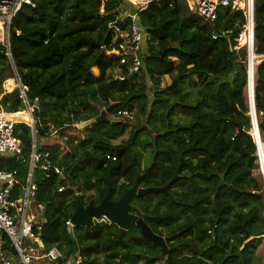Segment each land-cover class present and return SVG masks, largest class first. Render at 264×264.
<instances>
[{"label":"trees","instance_id":"trees-1","mask_svg":"<svg viewBox=\"0 0 264 264\" xmlns=\"http://www.w3.org/2000/svg\"><path fill=\"white\" fill-rule=\"evenodd\" d=\"M34 2L36 8L25 6L12 20L9 49L0 45V93L17 71L32 102L38 99L37 138L65 139V148L59 143L40 148L50 151L64 171L62 180L36 174L37 202L45 206L48 218L42 236L46 246L67 245V256L79 249L85 264H264L259 252L264 245V182L253 174L260 164L256 133H250L255 118L249 116L245 95L247 52L231 49L246 25L243 12L223 8L213 29L191 17V11L184 12L180 2L177 8L165 0L151 4L140 15L150 37L145 69L140 76L116 81L110 72L118 59L107 57L102 48L111 47V24L122 13L123 0ZM255 24L256 54L264 55V0H256ZM214 31L230 35L213 41ZM166 76L172 82L162 87ZM12 85V80L6 83L7 88ZM254 88L264 145V60L250 86V99ZM1 105L11 114L24 108L19 97L9 94ZM107 109L109 116L119 110L138 112L146 122L120 144L116 142L129 123L100 122L83 131L74 126ZM19 116L26 120L25 113ZM15 135L28 160L31 128L17 125ZM145 150L152 161L143 167ZM108 155L116 160L108 161ZM0 169L17 170L24 180L28 163L1 157ZM175 177L168 194L132 200L140 210L134 213L143 215L152 231L166 240L167 250L145 240L136 225L120 240L114 223L73 230L66 224L77 209V191L83 205L97 206L109 181L111 200L118 201L136 183L162 188ZM60 186H65L63 193L58 192ZM70 234L72 246L66 242Z\"/></svg>","mask_w":264,"mask_h":264},{"label":"built area","instance_id":"built-area-1","mask_svg":"<svg viewBox=\"0 0 264 264\" xmlns=\"http://www.w3.org/2000/svg\"><path fill=\"white\" fill-rule=\"evenodd\" d=\"M105 1V0H102ZM160 0H123L128 10L116 16L111 24L114 30V38L111 47H103L102 50L109 58H117L118 65L111 70L114 80L124 81L127 76H140L145 69L144 57L147 53L150 41L148 30L141 23V13L148 7ZM190 11L198 13L199 17L211 26L215 25L219 11L223 8H232L243 12L246 25L239 34V44L231 49L240 53L242 50L247 52V71L248 77L255 76L257 72L256 64L252 63V58H261L264 55L256 54V0H187ZM131 5L134 6V11ZM28 6L36 8L34 0H0V45L9 49L10 47V27L16 15ZM123 20L121 27L118 23ZM20 35V32H17ZM230 35V31H216L212 34L213 41L222 36ZM46 43H48L46 41ZM7 56L11 58L8 52ZM13 87L19 93V99L26 109V120L18 118L11 120L1 106L4 96L11 94L14 90H9L4 85V91L0 93V158L17 157L24 158V146L22 140L15 135V127L20 124H27L31 128L33 139L32 149L29 159L25 157L22 163H28V171L24 178H19L17 170L0 169V264H85L86 257L80 250L68 257L64 262V254L58 246L48 247L44 243L42 236L44 228L48 223L46 208L37 202L39 186L36 179L37 172H41L47 179L54 176L58 180L64 178V171L52 160V153L48 150L41 151L37 144L36 119L34 117L37 109L38 99L32 102L29 87L23 83L21 77L15 71ZM249 85V83H248ZM248 86V96H249ZM255 89V88H254ZM250 101V98H249ZM124 123L132 122L133 112L129 110H119L112 115ZM79 124H75L78 127ZM57 130H55V134ZM53 134V135H55ZM108 161H115L116 158L107 156ZM264 182V181H263ZM65 191V186H60L59 193ZM81 192L75 193L76 199H80ZM81 200V199H80ZM88 205V204H87ZM85 205V206H87ZM93 223H111L106 217L93 218ZM70 230L75 227L71 219L66 223Z\"/></svg>","mask_w":264,"mask_h":264},{"label":"water","instance_id":"water-1","mask_svg":"<svg viewBox=\"0 0 264 264\" xmlns=\"http://www.w3.org/2000/svg\"><path fill=\"white\" fill-rule=\"evenodd\" d=\"M168 3H173L177 8L179 5L180 0H165ZM133 10L135 9L133 5H131ZM191 17H199L198 13L191 12ZM123 24V20L118 23V27H121ZM215 27L213 26V29ZM253 76L249 77V87L254 86L253 83ZM11 98H17L19 96L18 91H14L13 93L9 94ZM250 107V115L255 118V121L252 122L253 129L252 131L256 132V136H253L254 142L257 145L258 149V157H259V164L260 170L262 172V177L264 180V145L261 139V133L258 125V116L255 104V89H253V97L249 101ZM110 109L104 110L101 112L100 116L95 119L82 122L79 124L80 130H85L96 123L100 122H109L107 120V115L109 114ZM249 115V116H250ZM114 124V123H113ZM243 130V127L239 128ZM263 145V147H262ZM14 160H17V157H13ZM25 157L20 158V162H22ZM24 164V163H23ZM177 181L175 177L169 184L162 188H140L139 183H136L128 192H126L118 201L111 200V193H112V184L109 181V187L107 189L106 195L103 200L97 206L92 204H88L87 206L83 205L80 199H76L77 202V209L71 218V222L74 227H88L91 228L94 226L93 218H102L106 217L111 223L116 224L120 229V240L124 236L125 232L128 231L133 225L139 227L142 233V237L145 240H148L153 243L162 244L165 250H167L166 240H164L159 235L155 234L152 229L146 224L143 215H137L134 213L135 210L140 212L137 206L132 205V200L135 196L142 197L151 193H158V194H168L171 186ZM166 252V251H165Z\"/></svg>","mask_w":264,"mask_h":264},{"label":"rangeland","instance_id":"rangeland-1","mask_svg":"<svg viewBox=\"0 0 264 264\" xmlns=\"http://www.w3.org/2000/svg\"><path fill=\"white\" fill-rule=\"evenodd\" d=\"M180 2V5H181V7H182V10L184 11V12H187V11H190L191 9H190V6H189V3H188V1L187 0H180L179 1ZM128 10V7H127V5H124L123 7H120L119 8V11L120 12H123V11H127ZM131 11H134L133 9H131ZM198 18H200V17H198ZM263 61V59H261V58H258L257 60H256V68L259 66V64L261 63ZM258 62V63H257ZM10 73H11V71H10ZM11 76H13L12 78H10L9 80H11V79H13V78H15V74H13V73H11ZM8 80V81H9ZM140 83H142L143 81H142V79H140V81H139ZM171 78L169 77V76H166L165 78H163V80H162V87H166V86H168V85H170L171 84ZM255 83H256V76H255ZM152 85H149V87H151ZM188 86H189V88L191 89V90H194L195 89V84H193V83H191V82H189L188 83ZM245 95L247 96V98H248V103H249V96H248V86H247V88H246V90H245ZM26 108L24 107L23 108V110L21 111V113H26V110H25ZM133 114H134V120L132 121V122H130L129 123V128H128V130H127V132H126V134L120 139V140H118L116 143L117 144H120L123 140H128L129 138H130V136H131V134L134 132V130L136 129V127H138V126H141V125H143L145 122H146V118H144V117H142V116H140L139 115V113L138 112H133ZM249 115H250V112H249ZM107 120H109L110 122H114L115 124H118L119 122H120V120H118V119H116V118H113V116H109V115H107ZM78 127H79V125H78ZM77 127V128H78ZM253 128V127H252ZM53 129V128H52ZM79 129V128H78ZM79 131H83V130H80L79 129ZM52 133L53 134H55V129H53L52 130ZM250 133H252V130H251V132ZM79 134V135H78ZM68 136H72V135H78V136H81L82 134H80L79 132L78 133H74V132H69L68 134H67ZM61 142V145L62 146H64L63 148H65V145H66V143H65V139L63 138H59V139H55V138H53V137H51V138H37V144H38V148H41V147H43V146H45V145H48V144H58V143H60ZM142 154H143V162H142V165H143V167H146L147 165H149L150 163H151V161H152V154H151V152L150 151H142ZM27 167V166H26ZM254 176L258 179V180H262V181H264L263 180V177H262V174L260 173V170H257V171H254ZM90 195L88 194L87 196H86V199L89 197ZM66 242H67V244L68 245H70V246H72L71 244L74 242V238H73V235L72 234H70L69 235V237L66 239ZM71 243V244H70ZM57 246V245H56ZM60 249H61V251L63 252V254H64V260L62 261V262H64V261H66L67 259H68V257H70L71 255H73L76 251H78L79 249H75L74 250V252L70 255V256H67L66 255V247H67V251H68V247L69 246H64L63 247V249L60 247V246H58ZM259 252L260 253H263L264 254V245H262L261 246V248H260V250H259Z\"/></svg>","mask_w":264,"mask_h":264},{"label":"bare ground","instance_id":"bare-ground-1","mask_svg":"<svg viewBox=\"0 0 264 264\" xmlns=\"http://www.w3.org/2000/svg\"><path fill=\"white\" fill-rule=\"evenodd\" d=\"M11 120H14V119H16V118H18L19 119V114H15V115H13V116H8ZM250 117H251V120H253L254 119V117L252 116V115H250ZM26 118H27V115H26ZM255 131H252V134H254L255 135ZM262 147H263V145H262Z\"/></svg>","mask_w":264,"mask_h":264},{"label":"crops","instance_id":"crops-1","mask_svg":"<svg viewBox=\"0 0 264 264\" xmlns=\"http://www.w3.org/2000/svg\"><path fill=\"white\" fill-rule=\"evenodd\" d=\"M9 90H14L15 91V89L12 87H9ZM13 93V92H12ZM2 106V105H1ZM3 108V107H2ZM4 109V108H3ZM5 111V110H4ZM19 113H21V112H19ZM19 113H7L8 115H15V114H19ZM59 144H61V142L59 143Z\"/></svg>","mask_w":264,"mask_h":264}]
</instances>
